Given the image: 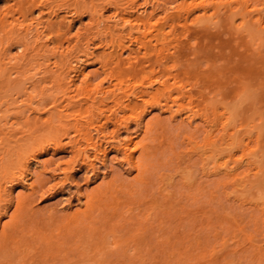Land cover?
I'll return each mask as SVG.
<instances>
[{
	"label": "rangeland",
	"instance_id": "obj_1",
	"mask_svg": "<svg viewBox=\"0 0 264 264\" xmlns=\"http://www.w3.org/2000/svg\"><path fill=\"white\" fill-rule=\"evenodd\" d=\"M135 1L138 11L154 14L152 22L162 23L171 14L164 27H173L174 34L168 37L170 52L160 49V57L168 58L156 62L154 52L145 48L131 55L136 65L142 61L144 71L126 84L136 86L131 90H151L140 82L167 79L176 97L168 104L181 111L172 116L160 94L154 93L159 104L143 95L146 108L131 96L138 107L119 112L125 116L121 126L110 118V96L101 106L106 118H94L100 132L90 131L101 152L95 159V149H88L93 166L74 156L67 137L64 146L47 147L38 161L30 159L25 174L32 187L19 182L12 189L14 203L8 194L0 199V264H264V36L256 27L264 21V0ZM244 2L252 11L250 27L243 26L240 15L232 19L227 12V3L237 11ZM11 3L0 0V12ZM113 13V6L102 10L108 22ZM38 15L34 9L31 17ZM92 20L87 12L70 20L69 29L64 27L69 31L59 35L60 51L72 48L77 38L90 37ZM128 46L137 48L135 42ZM106 52L95 48L96 56L85 65L94 83L105 76L99 65ZM128 57L126 49L120 58ZM82 78L76 81L80 88ZM106 80L102 86L109 88ZM178 87L195 95L182 97ZM139 113L141 123L134 119ZM209 131L215 146L206 141ZM131 135L140 143L139 171L116 147L117 140ZM214 158L240 165L237 179L212 170ZM84 195L93 203L90 221L85 218L80 230L65 231L61 226L69 215L83 211ZM115 201L120 205L115 207ZM24 241L34 246L26 252L29 258L34 250L32 258L21 257L22 250L15 248Z\"/></svg>",
	"mask_w": 264,
	"mask_h": 264
},
{
	"label": "bare ground",
	"instance_id": "obj_2",
	"mask_svg": "<svg viewBox=\"0 0 264 264\" xmlns=\"http://www.w3.org/2000/svg\"><path fill=\"white\" fill-rule=\"evenodd\" d=\"M244 4L242 10L236 11L232 9L231 4L229 6L227 3V12L232 19L234 15H240L243 26L250 27L253 23L251 22L253 20L252 11L246 2ZM106 6H113L115 9L112 23L103 18L102 10ZM137 6L135 0H12V3L0 12V199H5L3 196L8 194L10 196L9 202H13L14 199L11 196L13 186L19 182L27 186L31 185L32 182L28 180L29 177H26L25 174V171L28 170L29 160L38 161V155L47 147L57 149L64 146V143L61 142L63 137L68 138V141L65 142L69 143L68 145L72 148L75 157H83L86 162L93 166L94 163L89 158L87 151L90 147L95 149L93 151H95L96 159V157L99 158L97 151L99 152L100 148L94 146L90 131L93 128L97 133L100 132V126L95 127L94 125V118L97 116L106 118L104 111L107 109L101 106L107 104L108 97L111 96L110 101L113 106V109H108L110 118L120 125H124L125 116L119 112L135 111L138 107L137 103L130 98L131 96L141 100L143 108L147 106L143 95H148L152 99V103L156 104L159 102L154 97V93L162 95L165 99L164 105L169 109L171 106L168 101L176 102L173 89L167 84V79L161 80L155 77L140 82L143 86L152 88L151 90L146 88L141 91L131 90L136 86L126 84V80L131 81L137 74L144 71L142 61L141 64L138 63L139 66L136 65L135 62L131 61V55L133 53L138 54L141 52V48H145L153 51L155 61L159 62L160 58L163 57V55L160 57V49L169 51L168 37L174 34L173 27H170L168 31L164 27L169 18L171 19V14H169L170 17L164 15L162 23L152 22L154 14L142 10L138 11ZM201 6L204 7L205 5L202 4ZM34 9L38 10L39 15L31 17ZM84 12L89 13L91 20L93 19L92 21L95 23L93 27L95 29L91 31L92 35L86 37L83 42L82 39L77 38L72 48L60 51L62 42L59 39L60 34H62L61 31H64L62 29H69L72 22L69 21ZM202 17L195 19L198 20ZM65 19L68 20L67 24L64 23ZM146 25H150L151 30L141 31L140 27H146ZM65 26L67 27L64 28ZM256 27L259 34L264 36L262 34L264 33V21L259 20ZM48 32L55 34V36L48 35ZM133 42L137 44L135 50L128 46L129 43ZM13 47L18 51L17 54L16 52H14L15 54L12 53ZM97 47L107 50L104 53L105 60H101L99 66L105 74L104 78L107 79L109 88L102 86L104 78L98 83H94L92 75L85 72V65L92 56H96L94 49ZM126 49H128L129 57L127 59L120 58ZM165 58H168V55ZM151 59L154 61L153 57ZM79 76H83L81 88L76 83ZM156 83L157 86L154 87ZM178 88L179 91L177 92L182 97L195 95L186 92L183 87ZM125 98L129 100L128 103H124L123 99ZM171 110L174 112L172 116L181 111L180 109ZM187 116L191 120L195 113L191 112ZM134 119L141 123V114L139 113V116L136 114ZM140 130L145 133V125H142ZM209 132H207L206 141L209 145L215 146L212 132ZM106 136L104 134L103 137ZM136 137L131 135L123 140L116 139L117 149L123 151V160L133 171H139L140 168L136 156L140 149V143ZM230 137L233 139V135ZM99 138L101 137L99 136ZM212 148L215 150L217 147ZM103 156L105 155L103 154ZM254 158L256 157L254 156ZM229 161L220 162L214 158L212 170L214 169L216 173L225 171L237 179L241 172L239 171L240 165L236 163L231 166ZM256 161L253 159V162ZM41 164L44 169L43 163ZM66 172L63 171L65 175ZM247 175L248 173L244 175L243 179ZM255 177L258 179V176ZM249 181L251 180L249 179ZM84 196L86 198L84 203L88 204H85L83 211H73L69 215L68 222L63 224L64 227L61 226L65 231L80 230L79 223L84 224L86 219L89 220L93 203L87 195ZM89 203L91 204L89 205ZM120 203V201H115L114 206L117 207ZM9 205L5 208L2 207L4 213L7 212ZM83 216L84 218H82ZM5 229L4 224L2 230ZM15 248L22 250L23 256L18 253L21 250L17 251L19 256L28 258L27 251L31 248L34 249V246L24 241L15 245ZM31 252L29 258L34 255V250Z\"/></svg>",
	"mask_w": 264,
	"mask_h": 264
}]
</instances>
